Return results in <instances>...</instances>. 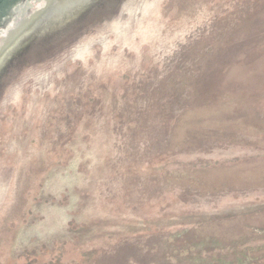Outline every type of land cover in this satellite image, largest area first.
<instances>
[{
  "label": "rangeland",
  "instance_id": "rangeland-1",
  "mask_svg": "<svg viewBox=\"0 0 264 264\" xmlns=\"http://www.w3.org/2000/svg\"><path fill=\"white\" fill-rule=\"evenodd\" d=\"M264 262V0H147L0 114V264Z\"/></svg>",
  "mask_w": 264,
  "mask_h": 264
},
{
  "label": "water",
  "instance_id": "water-1",
  "mask_svg": "<svg viewBox=\"0 0 264 264\" xmlns=\"http://www.w3.org/2000/svg\"><path fill=\"white\" fill-rule=\"evenodd\" d=\"M94 1L0 0V67L39 27L67 15L54 32L40 31V41L14 58L2 74L0 114L147 0H102L81 16L83 6Z\"/></svg>",
  "mask_w": 264,
  "mask_h": 264
},
{
  "label": "flooded vegetation",
  "instance_id": "flooded-vegetation-1",
  "mask_svg": "<svg viewBox=\"0 0 264 264\" xmlns=\"http://www.w3.org/2000/svg\"><path fill=\"white\" fill-rule=\"evenodd\" d=\"M102 0H96L94 1L93 3L91 4H87L85 6H83V13L81 16H84L86 13H88L89 11H91L93 8H95V6L100 3ZM82 10V8L80 7V11ZM77 11H71L69 12V14H73V13H76ZM79 12V11H78ZM68 14V15H69ZM80 16V17H81ZM67 15H59L57 18H53L49 21H47L43 26L39 27L35 33H33L31 36H29L24 44L21 43V45L15 50V52L8 57V59H6V61L2 64V66L0 67V80L2 78V74L6 73V71L10 68V66L15 63L14 61V58H16L18 55H21L22 52H24L28 47L29 45H34V44H37L39 41H40V35L43 34L41 33L40 31H44L46 32L47 30H49V28H51V32H54V30H56L61 24L62 22H64V18H66ZM80 19V18H79ZM45 29H47L45 31ZM61 29V28H59ZM64 30V29H63ZM62 30V31H63ZM47 33V32H46Z\"/></svg>",
  "mask_w": 264,
  "mask_h": 264
}]
</instances>
